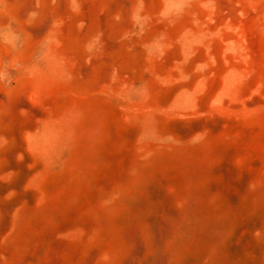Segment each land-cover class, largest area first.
I'll use <instances>...</instances> for the list:
<instances>
[{
	"label": "rangeland",
	"instance_id": "obj_1",
	"mask_svg": "<svg viewBox=\"0 0 264 264\" xmlns=\"http://www.w3.org/2000/svg\"><path fill=\"white\" fill-rule=\"evenodd\" d=\"M0 264H264V0H0Z\"/></svg>",
	"mask_w": 264,
	"mask_h": 264
}]
</instances>
